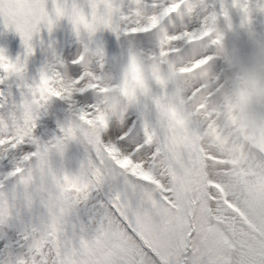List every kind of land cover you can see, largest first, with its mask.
Instances as JSON below:
<instances>
[{"label":"snow or ice","instance_id":"6c2138e0","mask_svg":"<svg viewBox=\"0 0 264 264\" xmlns=\"http://www.w3.org/2000/svg\"><path fill=\"white\" fill-rule=\"evenodd\" d=\"M9 34L0 264H264V0H0Z\"/></svg>","mask_w":264,"mask_h":264},{"label":"rangeland","instance_id":"374dc122","mask_svg":"<svg viewBox=\"0 0 264 264\" xmlns=\"http://www.w3.org/2000/svg\"><path fill=\"white\" fill-rule=\"evenodd\" d=\"M55 38L57 40L58 51H60L62 55L68 47H79V45L75 43L74 38L69 37L64 32H57ZM237 43L242 51L247 50L250 46L249 41L246 38ZM0 46L6 47L9 54L13 57L21 51L19 39L11 34L0 37ZM111 51L112 49L109 48V52ZM63 118L64 113L58 107L54 106V108L49 110L46 115L41 116L40 121L38 122L37 133L42 135L44 139L50 138L51 135L57 131V124L59 121H62ZM48 121H51L50 125L47 123Z\"/></svg>","mask_w":264,"mask_h":264},{"label":"bare ground","instance_id":"6f19581e","mask_svg":"<svg viewBox=\"0 0 264 264\" xmlns=\"http://www.w3.org/2000/svg\"><path fill=\"white\" fill-rule=\"evenodd\" d=\"M66 52V51H65ZM67 58V57H66Z\"/></svg>","mask_w":264,"mask_h":264}]
</instances>
